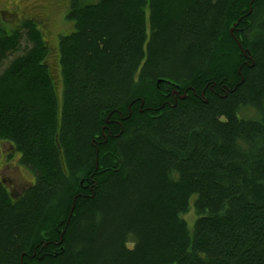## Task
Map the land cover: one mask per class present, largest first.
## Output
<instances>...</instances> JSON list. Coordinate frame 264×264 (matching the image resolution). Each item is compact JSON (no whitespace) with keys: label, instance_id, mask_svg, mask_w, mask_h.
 <instances>
[{"label":"trees","instance_id":"16d2710c","mask_svg":"<svg viewBox=\"0 0 264 264\" xmlns=\"http://www.w3.org/2000/svg\"><path fill=\"white\" fill-rule=\"evenodd\" d=\"M65 18L55 53L0 23V141L35 176L0 182V264H264V0Z\"/></svg>","mask_w":264,"mask_h":264},{"label":"rangeland","instance_id":"374dc122","mask_svg":"<svg viewBox=\"0 0 264 264\" xmlns=\"http://www.w3.org/2000/svg\"><path fill=\"white\" fill-rule=\"evenodd\" d=\"M35 6H44L45 8L44 10L36 9L34 13L37 14L39 11H44L43 13L48 17L44 32L47 34L49 48L54 50L53 53H55L58 38L68 35L73 30L72 23L65 18L69 11L70 0H0V23L7 30L17 28L19 22L38 16L32 15L30 11V8ZM21 46L24 48L25 43ZM53 53L50 55L49 62H52L54 55H56ZM219 57L221 58V55H218V58ZM216 63L217 61L215 60L214 65H216ZM57 94L58 96L60 95V89L57 91ZM255 115L253 109H245L240 111L239 116L246 119H253ZM4 177L17 186V190L26 185H31L35 181L34 174L29 169L22 166L19 170L10 169L4 171ZM184 219L188 227L192 228L194 220L193 213L190 211L184 216Z\"/></svg>","mask_w":264,"mask_h":264},{"label":"flooded vegetation","instance_id":"af4514ba","mask_svg":"<svg viewBox=\"0 0 264 264\" xmlns=\"http://www.w3.org/2000/svg\"><path fill=\"white\" fill-rule=\"evenodd\" d=\"M36 9L44 10L45 8L44 6H35L30 8L32 15H38L34 18H31L39 19V26L45 27L48 17L46 16V14L43 13L44 11H39V13L35 14L34 12L36 11ZM19 158V154L14 150L11 145L4 141H0V182L4 186L5 190L11 195L12 199H17L25 191V189L29 187V185H26L17 190V186L12 184L10 180H6V178L4 177V171L10 169H20L21 165L19 163Z\"/></svg>","mask_w":264,"mask_h":264},{"label":"water","instance_id":"95a60500","mask_svg":"<svg viewBox=\"0 0 264 264\" xmlns=\"http://www.w3.org/2000/svg\"><path fill=\"white\" fill-rule=\"evenodd\" d=\"M233 29V28H232ZM232 29L230 30V32H232ZM158 83V82H157Z\"/></svg>","mask_w":264,"mask_h":264}]
</instances>
